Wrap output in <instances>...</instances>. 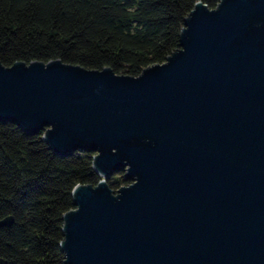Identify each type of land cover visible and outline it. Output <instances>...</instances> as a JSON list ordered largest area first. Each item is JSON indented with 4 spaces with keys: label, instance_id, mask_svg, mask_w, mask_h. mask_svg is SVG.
Masks as SVG:
<instances>
[{
    "label": "water",
    "instance_id": "water-1",
    "mask_svg": "<svg viewBox=\"0 0 264 264\" xmlns=\"http://www.w3.org/2000/svg\"><path fill=\"white\" fill-rule=\"evenodd\" d=\"M0 121L96 153L101 181L63 215L64 264H264V0L197 2L180 49L138 76L0 62ZM118 171L131 183L115 192Z\"/></svg>",
    "mask_w": 264,
    "mask_h": 264
},
{
    "label": "trees",
    "instance_id": "trees-1",
    "mask_svg": "<svg viewBox=\"0 0 264 264\" xmlns=\"http://www.w3.org/2000/svg\"><path fill=\"white\" fill-rule=\"evenodd\" d=\"M220 0H0V62L62 60L87 69L111 68L138 76L180 49L185 19L197 2ZM46 129L28 133L0 121V261L64 264L63 215L75 208L78 184L96 186L95 152L58 155ZM124 171L108 180L117 190L131 183Z\"/></svg>",
    "mask_w": 264,
    "mask_h": 264
}]
</instances>
